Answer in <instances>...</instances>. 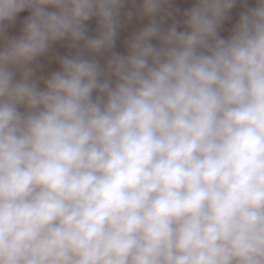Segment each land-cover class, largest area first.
<instances>
[{"label": "clouds", "instance_id": "1", "mask_svg": "<svg viewBox=\"0 0 264 264\" xmlns=\"http://www.w3.org/2000/svg\"><path fill=\"white\" fill-rule=\"evenodd\" d=\"M129 2L0 0V264H264V0Z\"/></svg>", "mask_w": 264, "mask_h": 264}, {"label": "crops", "instance_id": "2", "mask_svg": "<svg viewBox=\"0 0 264 264\" xmlns=\"http://www.w3.org/2000/svg\"><path fill=\"white\" fill-rule=\"evenodd\" d=\"M139 0H136V4L138 5ZM131 0L129 4L125 5V11L131 7ZM147 23L146 20H137L135 17L129 21L127 24L122 26L118 31V38H117V44H116V50L120 52L126 51L124 46V41L135 31H137L139 28L143 27ZM11 34L16 35L19 33V31H10ZM55 52H57L60 55H67L70 54L69 50L67 49L65 43H58L54 46ZM38 63L42 66L40 70L38 71L37 75L41 74H48L52 71L58 70L59 66L56 62H49L48 58L41 57L38 60Z\"/></svg>", "mask_w": 264, "mask_h": 264}, {"label": "rangeland", "instance_id": "3", "mask_svg": "<svg viewBox=\"0 0 264 264\" xmlns=\"http://www.w3.org/2000/svg\"><path fill=\"white\" fill-rule=\"evenodd\" d=\"M175 6L181 8V9H185L187 7H190L192 5V3H194V0H174ZM251 3V0H250ZM241 11V8L239 5H237L232 12L230 13V15L232 16V20L229 22L225 23L224 26V31H222V35H227V29L231 27V24L235 23L236 19H238V15L239 12ZM179 19V17H177ZM169 23H171V21H169Z\"/></svg>", "mask_w": 264, "mask_h": 264}, {"label": "built area", "instance_id": "4", "mask_svg": "<svg viewBox=\"0 0 264 264\" xmlns=\"http://www.w3.org/2000/svg\"><path fill=\"white\" fill-rule=\"evenodd\" d=\"M27 12L21 13L20 16L18 17L16 26L12 28L10 31H19L20 28V22L23 20L25 16H27ZM88 28H89V35H94L95 34V29H96V21L95 19L87 22Z\"/></svg>", "mask_w": 264, "mask_h": 264}]
</instances>
